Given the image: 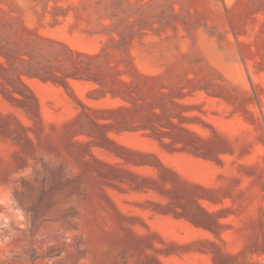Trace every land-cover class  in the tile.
<instances>
[{
    "label": "rangeland",
    "instance_id": "1",
    "mask_svg": "<svg viewBox=\"0 0 264 264\" xmlns=\"http://www.w3.org/2000/svg\"><path fill=\"white\" fill-rule=\"evenodd\" d=\"M0 264H264V0H0Z\"/></svg>",
    "mask_w": 264,
    "mask_h": 264
},
{
    "label": "clouds",
    "instance_id": "2",
    "mask_svg": "<svg viewBox=\"0 0 264 264\" xmlns=\"http://www.w3.org/2000/svg\"><path fill=\"white\" fill-rule=\"evenodd\" d=\"M12 205L14 207L10 209L12 213L11 217L5 213H0V218L3 219L4 225H7L9 223V220L14 217L19 227H25V211L21 207H19L15 201L12 202Z\"/></svg>",
    "mask_w": 264,
    "mask_h": 264
}]
</instances>
